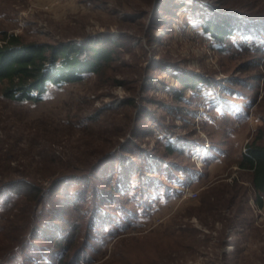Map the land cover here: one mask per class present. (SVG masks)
<instances>
[{
  "label": "rangeland",
  "instance_id": "obj_1",
  "mask_svg": "<svg viewBox=\"0 0 264 264\" xmlns=\"http://www.w3.org/2000/svg\"><path fill=\"white\" fill-rule=\"evenodd\" d=\"M210 18L231 32L212 37ZM8 34L115 51L38 102L0 85V264H264L236 165L264 144V0H0Z\"/></svg>",
  "mask_w": 264,
  "mask_h": 264
},
{
  "label": "trees",
  "instance_id": "obj_2",
  "mask_svg": "<svg viewBox=\"0 0 264 264\" xmlns=\"http://www.w3.org/2000/svg\"><path fill=\"white\" fill-rule=\"evenodd\" d=\"M228 22L226 19L214 21L210 18L203 27L212 37L221 40L232 30ZM114 51L112 45L107 46L102 40L91 38L82 43L51 45L25 43L18 35H4L0 43L1 93L5 98L16 102H38L48 85L60 86L80 80L85 73H100L113 60ZM178 79L184 88H193L197 82L195 79ZM236 165L238 169L249 173L252 188L250 199L256 209H261L264 206V144H257L254 140L247 143ZM62 178L54 180L53 183L60 182ZM6 187H10L8 183ZM24 187L25 190H18L23 196L29 195L35 200L41 197V187L25 181ZM68 205L74 207L78 203L72 201ZM56 220L61 219L56 217ZM69 242L70 240L67 244ZM61 248L67 252L65 243ZM80 259L79 255L76 257L68 252V255L60 254L55 264H76Z\"/></svg>",
  "mask_w": 264,
  "mask_h": 264
},
{
  "label": "built area",
  "instance_id": "obj_3",
  "mask_svg": "<svg viewBox=\"0 0 264 264\" xmlns=\"http://www.w3.org/2000/svg\"><path fill=\"white\" fill-rule=\"evenodd\" d=\"M184 197L185 198H194V197H196V192H194V191H185L184 192Z\"/></svg>",
  "mask_w": 264,
  "mask_h": 264
},
{
  "label": "crops",
  "instance_id": "obj_4",
  "mask_svg": "<svg viewBox=\"0 0 264 264\" xmlns=\"http://www.w3.org/2000/svg\"><path fill=\"white\" fill-rule=\"evenodd\" d=\"M257 211L260 212V214H263L264 215V206L261 209H257Z\"/></svg>",
  "mask_w": 264,
  "mask_h": 264
}]
</instances>
